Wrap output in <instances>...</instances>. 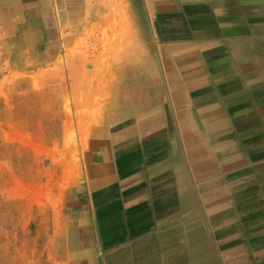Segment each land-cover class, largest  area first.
Listing matches in <instances>:
<instances>
[{
    "label": "crops",
    "instance_id": "obj_1",
    "mask_svg": "<svg viewBox=\"0 0 264 264\" xmlns=\"http://www.w3.org/2000/svg\"><path fill=\"white\" fill-rule=\"evenodd\" d=\"M0 247L264 264V0H0Z\"/></svg>",
    "mask_w": 264,
    "mask_h": 264
},
{
    "label": "rangeland",
    "instance_id": "obj_2",
    "mask_svg": "<svg viewBox=\"0 0 264 264\" xmlns=\"http://www.w3.org/2000/svg\"><path fill=\"white\" fill-rule=\"evenodd\" d=\"M46 107H52V105H46ZM65 107H66V110L67 111H71V109H70V105H69V103H67L66 105H65ZM68 116H70V115H68ZM51 129H53V128H51ZM52 137V136H51ZM65 142L67 143V144H72V145H76L77 144V138H76V133H75V129H74V127L73 126H68V129H67V137H66V140H65ZM63 154V153H62ZM73 155H75V153H72ZM79 155V154H78ZM48 168H46V170H47ZM48 171H49V174L50 175H53V169L52 168H50V169H48ZM4 239V237H2V240ZM0 250H2V251H4V249L2 248V247H0Z\"/></svg>",
    "mask_w": 264,
    "mask_h": 264
}]
</instances>
